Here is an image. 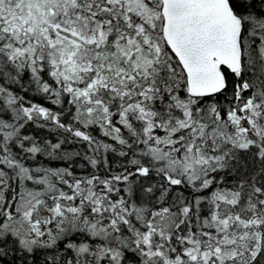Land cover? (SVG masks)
<instances>
[{
	"label": "snow or ice",
	"instance_id": "1",
	"mask_svg": "<svg viewBox=\"0 0 264 264\" xmlns=\"http://www.w3.org/2000/svg\"><path fill=\"white\" fill-rule=\"evenodd\" d=\"M0 264H264V0H0Z\"/></svg>",
	"mask_w": 264,
	"mask_h": 264
}]
</instances>
